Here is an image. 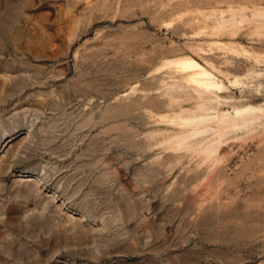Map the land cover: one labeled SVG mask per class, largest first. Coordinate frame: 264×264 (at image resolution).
Masks as SVG:
<instances>
[{
  "label": "rangeland",
  "instance_id": "374dc122",
  "mask_svg": "<svg viewBox=\"0 0 264 264\" xmlns=\"http://www.w3.org/2000/svg\"><path fill=\"white\" fill-rule=\"evenodd\" d=\"M0 264H264V0H0Z\"/></svg>",
  "mask_w": 264,
  "mask_h": 264
}]
</instances>
